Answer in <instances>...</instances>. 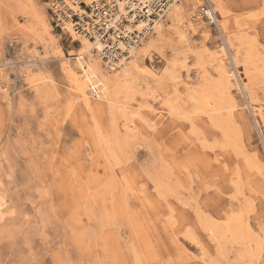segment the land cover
<instances>
[{
	"label": "rangeland",
	"instance_id": "obj_1",
	"mask_svg": "<svg viewBox=\"0 0 264 264\" xmlns=\"http://www.w3.org/2000/svg\"><path fill=\"white\" fill-rule=\"evenodd\" d=\"M53 1L0 0V264H264V0H180L98 122Z\"/></svg>",
	"mask_w": 264,
	"mask_h": 264
},
{
	"label": "bare ground",
	"instance_id": "obj_2",
	"mask_svg": "<svg viewBox=\"0 0 264 264\" xmlns=\"http://www.w3.org/2000/svg\"><path fill=\"white\" fill-rule=\"evenodd\" d=\"M63 1L66 2L72 11L78 8L77 5L72 4V0ZM82 1L86 2L87 4H92L98 0ZM215 12H217V10L211 5L206 10V13L213 21L216 20ZM222 12V21L219 23L221 25L220 28L222 31L226 33V30L229 28V25L232 22L231 18L227 17ZM183 15L181 1L175 0L174 5L167 15L156 23L153 30L154 33H151L152 35L149 34L147 39L143 40L139 46L130 50L131 52L129 60L121 61L119 64L111 61L110 63L104 61L100 53L102 51V44L99 41L92 42L89 40V38L81 36L75 30L70 18L67 20V30L74 37V40L80 42V48L75 55L73 60L74 62L66 64L65 71L76 94L82 100L84 106L91 113L93 119L96 122H98L97 114L103 112L104 110L110 113L116 108V104H118V101L121 99L122 95L127 93L128 88L130 87L129 83L131 81L137 80L138 78H141L143 80L142 82H145L146 84L149 81H154L155 76H151L148 71L143 70L141 65L142 58L150 53L151 49H162V44L164 43V38L166 37V31H168L169 27L167 25L171 23V25L175 28H180V26L182 27L184 25ZM236 19L238 20V18ZM41 20L43 25L47 24L43 18H41ZM239 21L240 20L237 21V24ZM141 27H143V23H140L139 26H137L138 29H141ZM228 42L230 43V38L228 39ZM220 60H222V58ZM226 64L227 61L223 60V62L220 64L221 69L225 67ZM26 69V72L28 73L27 75L31 74L30 66H28ZM245 71L246 74H248L246 69ZM229 75L230 74L228 71H224V69L222 70L223 84L227 92L232 87V82ZM243 89V91L246 92L251 105H254L258 116L261 117L264 122V106L258 104V98L256 97L258 95L253 91L252 86L249 84H245ZM197 104H200L199 108L201 110L202 105L200 101L197 102ZM197 110L199 109L197 108ZM97 130L99 136L101 137L103 135L102 128L99 126V129ZM239 235L240 234L237 232L234 233V236Z\"/></svg>",
	"mask_w": 264,
	"mask_h": 264
},
{
	"label": "built area",
	"instance_id": "obj_3",
	"mask_svg": "<svg viewBox=\"0 0 264 264\" xmlns=\"http://www.w3.org/2000/svg\"><path fill=\"white\" fill-rule=\"evenodd\" d=\"M72 11L63 0H54L51 10L56 26L64 31L70 18L75 30L90 41L102 44L101 57L120 63L129 60L130 50L139 46L156 23L171 10L175 0H98L87 4L73 1ZM204 12V10H203ZM140 23L143 27L138 29Z\"/></svg>",
	"mask_w": 264,
	"mask_h": 264
}]
</instances>
